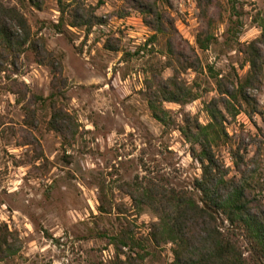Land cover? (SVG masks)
Returning <instances> with one entry per match:
<instances>
[{"label": "rangeland", "instance_id": "obj_1", "mask_svg": "<svg viewBox=\"0 0 264 264\" xmlns=\"http://www.w3.org/2000/svg\"><path fill=\"white\" fill-rule=\"evenodd\" d=\"M1 1L20 6L18 0ZM42 1L40 10L29 4L21 10L32 37L50 54L38 63L25 50L0 71V233L7 231L10 245L0 264H114L128 253L115 244L122 234L143 256L142 264H171L172 245L150 239L157 215L135 206L128 189L148 180L185 188L200 175L179 129L186 121L207 122L204 104L218 96L215 74L235 80L248 68L237 43L226 42L231 18L226 0H166L162 11L168 23L157 34L134 0H77L102 19L88 33L68 26L67 14L57 32V0ZM64 1L68 11L76 0ZM237 1L242 7L237 42L245 44L260 35L256 17L264 0ZM198 34L216 41L200 49ZM143 43L148 44L136 54ZM168 45L188 58L194 52L200 65L180 70L196 98L163 102L170 118L163 125L151 116L144 91L154 76L166 79L180 67ZM53 59L66 79L54 99L69 116L63 133L49 126L50 100L28 101L31 94L47 97L52 91L46 63ZM249 92L260 113L249 114L250 105L242 103L238 114L226 115L227 137L214 151L229 175L236 173V163L251 171L264 197V80ZM25 103L33 116L25 113Z\"/></svg>", "mask_w": 264, "mask_h": 264}, {"label": "trees", "instance_id": "obj_2", "mask_svg": "<svg viewBox=\"0 0 264 264\" xmlns=\"http://www.w3.org/2000/svg\"><path fill=\"white\" fill-rule=\"evenodd\" d=\"M165 1L134 0L143 22L154 34L166 30L168 21L162 11ZM18 2L20 6L6 5L0 0V71H4L3 66L7 62L15 63L25 50L32 51L38 63L50 54L39 38L32 37L31 27L21 10L26 4L40 10L43 1ZM57 3L60 13V23L55 25L57 32H62L60 27L65 22L64 14L68 16V26L84 27L86 33L90 32L94 24L102 22L101 18L77 0L70 4L72 7L68 11L64 0H57ZM226 3L231 16L226 29V42H231V47L237 43L248 68L243 78L235 80L215 74L218 96L204 104L207 122L201 124L195 119L190 124L186 121L179 129L190 145L192 158L199 164L200 175L194 178L191 186L185 188L148 180L128 189L129 198L135 206H145L157 215V221L150 225V239L156 245H172L171 264H264L262 188L252 179L251 171L239 169V163L235 166L236 173L229 175L228 168L224 167L214 151V146L227 137L224 126L226 115L234 117L240 112L242 103L250 105L249 114L260 113L257 99L249 91L259 89L264 80V10L256 17L260 35L240 44L237 36L242 26V7L237 5V0H226ZM212 41L216 39L210 34L204 38L200 34L196 37L200 49H207ZM147 44L139 45L135 53L142 51ZM168 46V51L180 67L172 68V75L166 79L154 76L144 91L151 116L163 125L170 121L167 110L162 106L163 102L184 104L196 98L190 87L180 79V70L194 69L200 65L194 52L188 58L183 50L175 52L173 47ZM46 64L52 72V91L47 97L31 94L28 101L50 100L52 112L49 126L63 133L69 125V116L55 105L54 99L62 94L58 84L65 83L66 79L62 75L60 61L55 62L53 59ZM21 85L24 90L20 100L23 101L26 88L24 84ZM23 108L26 114L33 116L29 104L25 103ZM239 159L241 162L242 156ZM6 233H0V259L10 248ZM117 241V247L126 246L128 253L114 264H142L143 256L130 246L128 235H120Z\"/></svg>", "mask_w": 264, "mask_h": 264}]
</instances>
